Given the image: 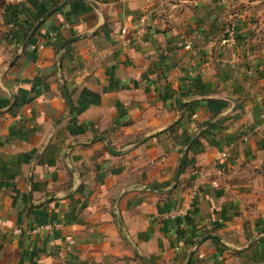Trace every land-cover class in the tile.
I'll return each mask as SVG.
<instances>
[{
  "label": "crops",
  "instance_id": "1",
  "mask_svg": "<svg viewBox=\"0 0 264 264\" xmlns=\"http://www.w3.org/2000/svg\"><path fill=\"white\" fill-rule=\"evenodd\" d=\"M65 1L0 0V264H264V0Z\"/></svg>",
  "mask_w": 264,
  "mask_h": 264
},
{
  "label": "water",
  "instance_id": "2",
  "mask_svg": "<svg viewBox=\"0 0 264 264\" xmlns=\"http://www.w3.org/2000/svg\"><path fill=\"white\" fill-rule=\"evenodd\" d=\"M73 0H66L64 3H62L61 5L57 6L56 8L52 9L46 16L43 20H45L47 17H49L51 14H53L54 12H57L58 10H60L62 7H64L66 4H68L69 2H71ZM42 20V21H43ZM41 23L38 24V26H40ZM36 32V29L33 31L32 35H30L29 39L27 40V42L32 38V36L34 35V33ZM79 39V37H73L67 41H65L57 50V53L59 54L66 46H68L69 44L73 43V42H76L77 40ZM26 42V43H27ZM65 94H66V98H67V101L69 103V114L72 113L73 111V104H72V101H71V98L69 96V94L67 93V91L65 90ZM195 101V100H194ZM236 103V108H239V104L237 103V101H233ZM188 104V102H185L182 104L181 106V110L184 109V107ZM236 110V109H235ZM196 137H194L193 139H191L185 149V151L188 150L189 146L194 142ZM102 140H104L106 143H107V148L109 149V151L111 152H114V153H119L115 150H113V148L109 145L108 141L106 138H102ZM183 161H184V157H180L179 159V163H178V167H177V170H176V173H175V179H174V184L171 188L167 189V190H163V189H158V188H154V187H149V186H145L143 188L144 191H150V192H156V193H159V194H164V193H170L172 190H174L178 184H179V180H180V176H181V172H182V165H183ZM49 198H52V197H49ZM219 239V237L217 236H213V235H207L205 236L204 238H202L196 245V247H198L201 243H203L204 241L208 240V239ZM192 257H193V252L190 254L189 258H188V261L186 264H190L191 261H192Z\"/></svg>",
  "mask_w": 264,
  "mask_h": 264
},
{
  "label": "built area",
  "instance_id": "3",
  "mask_svg": "<svg viewBox=\"0 0 264 264\" xmlns=\"http://www.w3.org/2000/svg\"><path fill=\"white\" fill-rule=\"evenodd\" d=\"M10 2H14V0H10ZM228 42H235V37L233 33H229V37L227 38ZM217 160H219L220 162L223 161H228L229 160V154L228 152H222L218 155ZM226 170L225 166L222 167H218V173H223ZM185 214V211L183 209H174L172 211H169L168 213L165 214V218L167 220H175L181 216H183ZM57 227V225H46V226H40L38 228H35L32 230V233H38L41 231H49L50 229ZM68 247L67 250L68 251H72L74 246H75V240L73 238H68Z\"/></svg>",
  "mask_w": 264,
  "mask_h": 264
},
{
  "label": "rangeland",
  "instance_id": "4",
  "mask_svg": "<svg viewBox=\"0 0 264 264\" xmlns=\"http://www.w3.org/2000/svg\"><path fill=\"white\" fill-rule=\"evenodd\" d=\"M9 1L10 0H7V3H9ZM11 3V2H10ZM9 3V4H10ZM197 102H199V101H197ZM193 103H195V102H193ZM203 126V127H202ZM211 126V125H210ZM202 127V128H201ZM201 127H200V129H198L195 133H194V135H193V137H190L189 138V140L188 141H190L191 139H193L194 137H196L195 138V140H194V142H196L206 131H207V128H205L206 127V124L204 125V124H202L201 125ZM142 188V187H141ZM143 190V189H142ZM141 190V191H142ZM144 191V190H143ZM144 192H147V193H151V194H154V195H161V194H159V193H154V192H150V191H144ZM172 192V191H171ZM164 194H166L167 195V193H164ZM170 194V193H169ZM167 195L166 197H169V196H171V195ZM162 197V196H161ZM165 214L166 213H163L161 216H160V218L163 220V219H166L165 218ZM167 220V219H166ZM191 264V263H190Z\"/></svg>",
  "mask_w": 264,
  "mask_h": 264
},
{
  "label": "trees",
  "instance_id": "5",
  "mask_svg": "<svg viewBox=\"0 0 264 264\" xmlns=\"http://www.w3.org/2000/svg\"><path fill=\"white\" fill-rule=\"evenodd\" d=\"M200 103H201V102H200ZM207 124H209V122H208ZM207 124H206V125H207ZM202 127H203V126H202ZM202 127H201V128H202Z\"/></svg>",
  "mask_w": 264,
  "mask_h": 264
}]
</instances>
